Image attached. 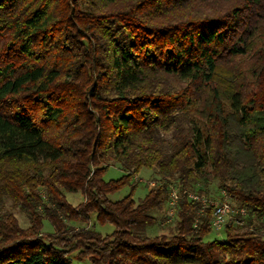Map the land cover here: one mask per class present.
<instances>
[{
  "label": "trees",
  "instance_id": "1",
  "mask_svg": "<svg viewBox=\"0 0 264 264\" xmlns=\"http://www.w3.org/2000/svg\"><path fill=\"white\" fill-rule=\"evenodd\" d=\"M143 168L159 177L136 200ZM212 181L248 209L225 238L187 193ZM91 216L114 230L69 223ZM74 258L264 264V0H0V264Z\"/></svg>",
  "mask_w": 264,
  "mask_h": 264
},
{
  "label": "rangeland",
  "instance_id": "2",
  "mask_svg": "<svg viewBox=\"0 0 264 264\" xmlns=\"http://www.w3.org/2000/svg\"><path fill=\"white\" fill-rule=\"evenodd\" d=\"M250 59L249 58H244L243 61V65L247 66L250 64ZM123 171L120 168L119 164H113L111 165L108 170L105 173V178L106 179H118L122 176ZM138 179L140 180V183L138 185V187L135 189L133 196L136 200H140L141 198H143L148 189H149V183L150 181H153L155 178H158L159 175L157 174L156 170L154 168H143L139 173H138ZM177 185H179L178 183H176ZM210 192L211 194H213V196L218 197L220 195V190L218 188V184L216 181H212L210 184ZM67 196H68V200L73 204V205H77L78 203H80L81 201H83V194L81 191H66ZM130 193V186L127 185L124 188L110 194V197L112 199H118L121 197H124L126 195H128ZM232 201V200H231ZM234 203V202H233ZM11 201H7V207L8 209L12 210L14 212V214L17 216L21 226L23 227H27L29 226L30 222L29 219L27 217V215L25 213H23L19 207H14L11 205ZM235 204V203H234ZM168 207V206H167ZM167 207L164 205L163 207V211L161 212H157V215H159V217H162V215H164V213L166 214L167 211V215H168V210ZM174 219H165L164 221H162V219L160 218V223L157 222L153 228L149 229L147 232L149 234H155L157 232H159V230L161 228L164 227L165 224L168 223H172ZM94 217L91 216V219L89 222H82V221H69L70 224L75 225L76 227H95L97 230H99L100 232H102V234H107V233H111L114 230V225L110 224V223H106V224H98V223H94ZM161 223L163 224V226L161 227ZM43 231H53V227L52 225L45 220L44 223V227H43ZM226 236V232L224 227H222L220 230H211V232L205 236V239H214V238H225ZM73 262L75 264H91L90 261L88 259H77L74 258Z\"/></svg>",
  "mask_w": 264,
  "mask_h": 264
},
{
  "label": "built area",
  "instance_id": "3",
  "mask_svg": "<svg viewBox=\"0 0 264 264\" xmlns=\"http://www.w3.org/2000/svg\"><path fill=\"white\" fill-rule=\"evenodd\" d=\"M150 186H153L155 182L150 181ZM186 191V190H185ZM188 195L193 198L200 200L202 203L201 211L204 210L206 205L210 204L213 206V218L211 227L214 230H220L225 225H243L246 222L248 215V209L245 206L234 204L231 201L226 189L220 190L218 197H210L207 195L198 194L193 191H187ZM181 198L180 186L173 183L170 185L168 204L169 219H172L175 215L177 204Z\"/></svg>",
  "mask_w": 264,
  "mask_h": 264
}]
</instances>
